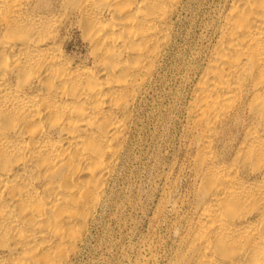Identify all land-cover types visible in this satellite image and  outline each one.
Returning <instances> with one entry per match:
<instances>
[{"label": "bare ground", "instance_id": "6f19581e", "mask_svg": "<svg viewBox=\"0 0 264 264\" xmlns=\"http://www.w3.org/2000/svg\"><path fill=\"white\" fill-rule=\"evenodd\" d=\"M184 2L0 0V264L72 263ZM212 33L187 105L191 216L167 264H264V0H224Z\"/></svg>", "mask_w": 264, "mask_h": 264}, {"label": "rangeland", "instance_id": "374dc122", "mask_svg": "<svg viewBox=\"0 0 264 264\" xmlns=\"http://www.w3.org/2000/svg\"><path fill=\"white\" fill-rule=\"evenodd\" d=\"M223 1L185 0L174 40L133 111L124 148L71 264H132L151 252L156 264L174 258L193 201L187 105ZM66 49L78 56L87 51L74 27Z\"/></svg>", "mask_w": 264, "mask_h": 264}]
</instances>
